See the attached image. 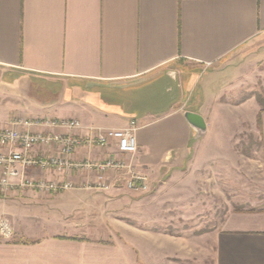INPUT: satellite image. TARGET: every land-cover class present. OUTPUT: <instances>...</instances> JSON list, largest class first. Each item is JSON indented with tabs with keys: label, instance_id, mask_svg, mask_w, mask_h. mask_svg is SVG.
<instances>
[{
	"label": "crops",
	"instance_id": "0c3cea01",
	"mask_svg": "<svg viewBox=\"0 0 264 264\" xmlns=\"http://www.w3.org/2000/svg\"><path fill=\"white\" fill-rule=\"evenodd\" d=\"M253 42L263 50L259 79L264 87V0H0V95L18 100L8 105L1 100L7 111L0 121L12 115L78 118L85 129L74 133L81 134L90 127L125 128L135 120L91 106L89 91L105 100L110 90L161 78L181 63L205 69L202 85L213 87L223 75L221 62ZM241 105L254 117L248 119L260 135L264 161V111L255 97ZM137 127L138 152L125 159L148 176L149 186L171 173L172 168L165 170L169 163L180 166L190 153L195 165L234 155L233 138L207 135L194 141V130L179 111L146 116ZM51 151L35 148L32 154ZM109 154L82 149L74 159ZM26 175L79 186L96 179L95 173L38 168ZM113 176L107 174L108 191L16 188L0 197V222L8 219L14 227L13 239L0 234V264L175 263L180 244L166 234L109 232L117 221L113 205L135 204L124 185L127 172L118 180ZM236 204L211 238L214 264H264V196ZM41 223L56 224L58 230L49 233Z\"/></svg>",
	"mask_w": 264,
	"mask_h": 264
},
{
	"label": "rangeland",
	"instance_id": "374dc122",
	"mask_svg": "<svg viewBox=\"0 0 264 264\" xmlns=\"http://www.w3.org/2000/svg\"><path fill=\"white\" fill-rule=\"evenodd\" d=\"M262 51L256 42L240 48L233 58L221 62L223 75L209 88L202 85L205 69L181 63L168 67L161 78L135 87L110 90L105 100L99 98L96 90L89 91L91 106L107 113L122 114L138 123L146 116L163 115L172 110L182 114L188 110L200 111L206 119L207 132L199 135L194 131V141L207 135L235 140L234 155L230 158L210 159L195 165L190 153L180 166L169 163L165 170L172 168L171 173L161 177L147 191L131 190L135 204L113 205L112 217L117 221L114 222L116 225L108 226L109 232L163 233L180 244V255L177 254L173 264H214L211 238L227 211L238 208L236 202L240 199L264 196L260 135L248 119H254L253 115L248 117L241 105L249 97L257 100V94L264 97V87L259 79ZM23 98L27 100V95ZM3 99L6 105L18 101L0 95V102ZM5 110L0 104V115L4 116ZM32 119L35 118L12 115L8 122L0 121V127ZM113 174V179L118 180L119 174ZM7 196L0 194V197ZM41 224L49 233L58 230L56 224ZM10 225L13 231L10 237H4L0 231L1 236L9 240L14 237V227Z\"/></svg>",
	"mask_w": 264,
	"mask_h": 264
},
{
	"label": "built area",
	"instance_id": "2783aa9c",
	"mask_svg": "<svg viewBox=\"0 0 264 264\" xmlns=\"http://www.w3.org/2000/svg\"><path fill=\"white\" fill-rule=\"evenodd\" d=\"M24 126L22 130L20 127ZM37 128L38 130H32ZM137 122L119 129L90 127L87 134L74 133L85 129L77 118L44 116L32 120L16 121L10 127H0V194H7L16 188L37 192L60 193L71 190L108 191L109 172L123 174L129 190L147 191L148 176L132 170L125 156L138 152ZM50 149L51 153L34 155L33 149ZM86 150H110L104 159L75 160L76 152ZM28 168L54 171H81L95 173L96 179L86 185L70 181L34 179L26 175ZM4 237L12 235L7 219L0 222Z\"/></svg>",
	"mask_w": 264,
	"mask_h": 264
},
{
	"label": "water",
	"instance_id": "95a60500",
	"mask_svg": "<svg viewBox=\"0 0 264 264\" xmlns=\"http://www.w3.org/2000/svg\"><path fill=\"white\" fill-rule=\"evenodd\" d=\"M184 117L191 128L199 135H204L207 132V122L202 114L194 111H185Z\"/></svg>",
	"mask_w": 264,
	"mask_h": 264
},
{
	"label": "trees",
	"instance_id": "16d2710c",
	"mask_svg": "<svg viewBox=\"0 0 264 264\" xmlns=\"http://www.w3.org/2000/svg\"><path fill=\"white\" fill-rule=\"evenodd\" d=\"M257 100L260 106L262 107V111H264V97L260 94H257ZM258 127L259 129L262 127V122H261V116L259 115L258 117Z\"/></svg>",
	"mask_w": 264,
	"mask_h": 264
}]
</instances>
